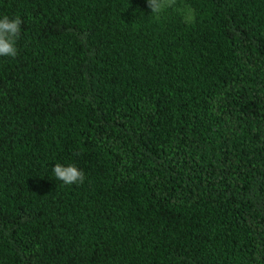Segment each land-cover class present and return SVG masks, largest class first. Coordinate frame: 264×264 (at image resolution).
<instances>
[{
	"label": "trees",
	"instance_id": "obj_1",
	"mask_svg": "<svg viewBox=\"0 0 264 264\" xmlns=\"http://www.w3.org/2000/svg\"><path fill=\"white\" fill-rule=\"evenodd\" d=\"M160 2L0 0V264H264V0Z\"/></svg>",
	"mask_w": 264,
	"mask_h": 264
},
{
	"label": "clouds",
	"instance_id": "obj_2",
	"mask_svg": "<svg viewBox=\"0 0 264 264\" xmlns=\"http://www.w3.org/2000/svg\"><path fill=\"white\" fill-rule=\"evenodd\" d=\"M147 5L151 12H159L161 8L160 0H147ZM21 24L22 20L19 17L0 18V56L15 57L17 55L16 41L21 33ZM52 172L54 177L65 185L82 184L85 180V174L74 163L67 165L55 163Z\"/></svg>",
	"mask_w": 264,
	"mask_h": 264
}]
</instances>
